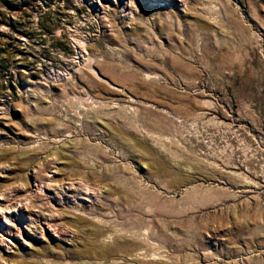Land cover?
<instances>
[{
    "label": "rangeland",
    "instance_id": "obj_1",
    "mask_svg": "<svg viewBox=\"0 0 264 264\" xmlns=\"http://www.w3.org/2000/svg\"><path fill=\"white\" fill-rule=\"evenodd\" d=\"M135 3L0 0V264H264V0Z\"/></svg>",
    "mask_w": 264,
    "mask_h": 264
},
{
    "label": "bare ground",
    "instance_id": "obj_2",
    "mask_svg": "<svg viewBox=\"0 0 264 264\" xmlns=\"http://www.w3.org/2000/svg\"><path fill=\"white\" fill-rule=\"evenodd\" d=\"M113 1H119V0H113ZM122 1V3H123V5H128V6H133V5H135L136 3H135V0H121ZM138 1V0H137ZM144 1H146V0H144ZM161 1V0H160ZM169 1V0H168ZM171 1V0H170ZM158 2V1H157ZM139 4V3H138ZM143 5V4H142ZM44 195V194H43ZM39 199V198H38ZM11 224V223H10ZM15 226H11V227H8V232L10 233V232H13V230L14 231H16V229L14 228ZM11 229V230H10ZM28 229H29V233H31L33 236H34V238H37V235H38V233H36L35 231H34V229H32L30 226L28 227ZM13 234V233H12ZM40 238H41V240H43L44 239V237H42V235L40 236ZM39 238V239H40ZM38 239V238H37ZM48 244H51L50 242H48ZM30 245H31V247L33 246V247H35V245H33L32 243H30ZM46 246V245H45ZM46 248V247H45ZM50 248H48V250H49Z\"/></svg>",
    "mask_w": 264,
    "mask_h": 264
},
{
    "label": "trees",
    "instance_id": "obj_3",
    "mask_svg": "<svg viewBox=\"0 0 264 264\" xmlns=\"http://www.w3.org/2000/svg\"><path fill=\"white\" fill-rule=\"evenodd\" d=\"M8 7L11 8L12 6L9 5Z\"/></svg>",
    "mask_w": 264,
    "mask_h": 264
}]
</instances>
